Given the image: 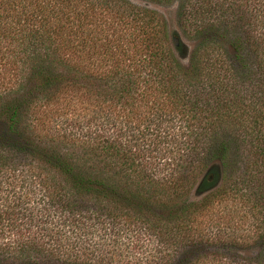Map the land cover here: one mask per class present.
<instances>
[{
	"label": "trees",
	"instance_id": "16d2710c",
	"mask_svg": "<svg viewBox=\"0 0 264 264\" xmlns=\"http://www.w3.org/2000/svg\"><path fill=\"white\" fill-rule=\"evenodd\" d=\"M143 1L0 0V264H264V0Z\"/></svg>",
	"mask_w": 264,
	"mask_h": 264
},
{
	"label": "rangeland",
	"instance_id": "374dc122",
	"mask_svg": "<svg viewBox=\"0 0 264 264\" xmlns=\"http://www.w3.org/2000/svg\"><path fill=\"white\" fill-rule=\"evenodd\" d=\"M135 4L139 6H146L152 9L157 10L159 13H161L167 23L168 27L172 31H176V25L174 23V5H158L155 3L145 2L143 0H132ZM184 42V46L188 45ZM189 46V45H188ZM185 57L182 56L181 60L184 61ZM77 114V112H76ZM75 129L77 130V126L75 125ZM194 192V191H193ZM198 195L195 193L191 194V198H197ZM222 204H217V207L222 211ZM217 210L214 209L209 214L204 215L202 217L203 224L206 223L205 226L209 225H215V224H224V219L222 222H218V215L215 213ZM219 212V211H218ZM217 217V218H216ZM216 219V222L214 221ZM205 220V221H204ZM83 225V226H82ZM82 230H67L65 227L62 228L63 233L62 238H67V240L74 241L75 248H77V238L82 237L83 241H80L83 243L84 246L90 244H96L99 242V239L102 241H108L109 243L105 246L103 245V248L101 246L98 247L101 248L104 251H109V254H111V251L114 249L117 250V253L120 254V258L117 257V260H113L116 264H144L146 262L150 263L152 261H155L157 259L158 252V245L156 243V238L153 235L152 231L145 230L141 227V225H133L131 224L129 227L125 228L121 226H114L113 228L107 223L103 222L102 226H100V231L96 232L97 226L94 223L83 221L82 223ZM220 226H214L212 227L213 231ZM109 256V255H107ZM115 259V258H113Z\"/></svg>",
	"mask_w": 264,
	"mask_h": 264
},
{
	"label": "water",
	"instance_id": "95a60500",
	"mask_svg": "<svg viewBox=\"0 0 264 264\" xmlns=\"http://www.w3.org/2000/svg\"><path fill=\"white\" fill-rule=\"evenodd\" d=\"M173 43L176 45V43H177V40H176V38L175 37H173Z\"/></svg>",
	"mask_w": 264,
	"mask_h": 264
}]
</instances>
